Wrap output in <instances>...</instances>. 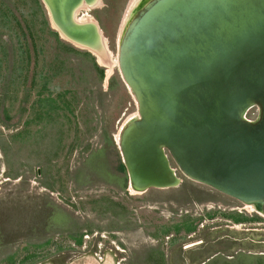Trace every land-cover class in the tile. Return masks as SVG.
<instances>
[{
	"label": "rangeland",
	"instance_id": "obj_1",
	"mask_svg": "<svg viewBox=\"0 0 264 264\" xmlns=\"http://www.w3.org/2000/svg\"><path fill=\"white\" fill-rule=\"evenodd\" d=\"M40 2L39 9L35 0H0V264H87L91 257L106 264H181L182 257L170 254L147 257L156 225L170 238L179 226L195 225L197 235L217 231L212 252L226 255L241 249L228 247V236L244 237L231 228L234 217L264 229L256 212L185 177L173 162L179 186L132 193L116 144L138 112L117 63L131 0H102L78 14L88 13L107 40L104 63L91 53L103 78L83 54L89 51L54 29ZM256 116L257 108L249 111ZM262 231L250 230L264 239Z\"/></svg>",
	"mask_w": 264,
	"mask_h": 264
},
{
	"label": "water",
	"instance_id": "obj_2",
	"mask_svg": "<svg viewBox=\"0 0 264 264\" xmlns=\"http://www.w3.org/2000/svg\"><path fill=\"white\" fill-rule=\"evenodd\" d=\"M62 38L108 57L98 22L75 15L95 0H42ZM118 44L139 119L118 149L144 193L187 178L264 213V0H144ZM257 108L258 116H245Z\"/></svg>",
	"mask_w": 264,
	"mask_h": 264
},
{
	"label": "flooded vegetation",
	"instance_id": "obj_3",
	"mask_svg": "<svg viewBox=\"0 0 264 264\" xmlns=\"http://www.w3.org/2000/svg\"><path fill=\"white\" fill-rule=\"evenodd\" d=\"M100 1L101 0H99V2ZM78 19H80L81 21H87L85 17H79ZM258 215L264 219V216L260 214ZM233 220L234 223L238 224H236L235 227L231 228L236 231L240 230L244 233V237L241 238H238L236 236H228L229 239L228 243L226 244L228 247H232L231 249H233L234 247H241V249L239 248L238 252L234 253L233 255L212 252L213 250H215L214 245L216 246V241L213 239L217 234V231L210 232L204 230L202 236L197 235L195 225H189L187 227L179 226L180 228L178 227L172 234V238H170V236H168V231L166 230V228H163L162 225H156L155 231L148 233L153 239L154 243H152V246L149 247L147 257H169L168 255L170 254V257H182V259H180L181 264H264V252H256L257 249H264V239L261 235L256 234L255 236V233L250 232V230H252L253 232L262 233V230L264 229L259 231V229H255L254 227L249 228L247 227V221H240L239 217H234ZM244 226L247 229H241ZM202 228L205 229V226L202 225ZM227 229L230 228L227 227ZM196 235L197 238H194V236ZM187 237L191 240L185 241L186 239H188ZM248 249L249 251L246 252V250ZM250 249L255 250V252H251ZM117 250L121 253L119 248H117ZM105 254L111 255V253ZM122 254L123 253H121V255ZM114 258L115 259L111 258L112 262L118 258V254L114 256ZM87 261V264H104L105 262H108V260H103V257L100 260L91 257Z\"/></svg>",
	"mask_w": 264,
	"mask_h": 264
},
{
	"label": "bare ground",
	"instance_id": "obj_4",
	"mask_svg": "<svg viewBox=\"0 0 264 264\" xmlns=\"http://www.w3.org/2000/svg\"><path fill=\"white\" fill-rule=\"evenodd\" d=\"M142 1H144V0H131V2H130V4H129V7H128L127 11H126V15H125V17H124L123 23H122V27H121L120 35H119V38H118V44H119V42H120V39H121V35H122V32H123V29L126 28V26H127V24L129 23L130 19H131V18L134 16V14H135V8L139 7L138 5H140V3H141ZM98 2H99V0H95L94 8L97 7V6H99ZM101 2H102V0H101ZM85 8H86V10L88 9V11H89V8H88V6H87L86 4H85L81 9H85ZM81 9H79V10L77 11V13H76V15H75V20H76L78 23H90V24H91V23H92V24L94 23V24H95V20H94V19H92L90 22H87V21H81L80 19H78V18H79V17H78V14H79V12H80ZM88 17H90V15H88V13H87V15L85 16V18L87 19ZM96 55H97V54H96ZM97 57L99 58L100 61H102L101 55H98ZM100 58H101V59H100ZM106 59H107V58H106ZM102 63H104V62L102 61ZM117 63H118V61H117ZM127 88H128V87H127ZM128 89H129V88H128ZM129 91H130V90H129ZM136 119H139V113H138V112H136L135 114H133L129 119H127L126 123H124L123 127L120 129V132H119L118 135H117V141H116V144H117V145L119 144L120 137H121V132H122L123 128L126 126L127 123H129V122L132 121V120H136ZM131 191H132V193H140V192H137L136 189H134L133 187H131ZM243 204L247 206L246 208H247L248 210L254 211V212H256V213H258V214L264 216L263 211L259 208L258 205H256V204H245V203H243Z\"/></svg>",
	"mask_w": 264,
	"mask_h": 264
},
{
	"label": "trees",
	"instance_id": "obj_5",
	"mask_svg": "<svg viewBox=\"0 0 264 264\" xmlns=\"http://www.w3.org/2000/svg\"><path fill=\"white\" fill-rule=\"evenodd\" d=\"M35 1H36L37 5H38V7H39V9H40V8H41V5H40L41 2H40V0H35ZM52 34L57 38L58 41H60V39H59V35H58L57 32H52ZM60 42H61V41H60ZM67 50L70 51V52H72V53H79L78 50L75 49V48L72 47V46H67ZM83 54L86 55L87 57H89L91 60H93V62L96 61L95 57L92 56V54H91L90 52L85 51ZM95 64H96V62H95ZM96 66H97V68H98L99 71H100L101 78H103V77H104V69H102L101 67L99 68V66H98L97 64H96ZM121 167H122V169H123L125 172H127V171H126V167H125L124 164H121ZM79 242H81V241H79Z\"/></svg>",
	"mask_w": 264,
	"mask_h": 264
},
{
	"label": "built area",
	"instance_id": "obj_6",
	"mask_svg": "<svg viewBox=\"0 0 264 264\" xmlns=\"http://www.w3.org/2000/svg\"><path fill=\"white\" fill-rule=\"evenodd\" d=\"M248 114H249V112L246 114L245 117H246L248 120H253V118H249V117H248ZM256 117H257V116H256ZM256 117H255V118H256ZM255 118H254V119H255Z\"/></svg>",
	"mask_w": 264,
	"mask_h": 264
}]
</instances>
